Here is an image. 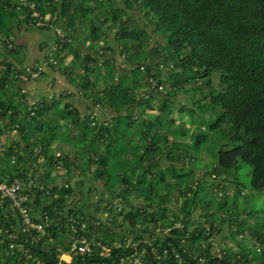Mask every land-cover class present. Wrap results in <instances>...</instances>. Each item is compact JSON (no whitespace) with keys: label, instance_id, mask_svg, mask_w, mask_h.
Wrapping results in <instances>:
<instances>
[{"label":"trees","instance_id":"1","mask_svg":"<svg viewBox=\"0 0 264 264\" xmlns=\"http://www.w3.org/2000/svg\"><path fill=\"white\" fill-rule=\"evenodd\" d=\"M25 29L57 33L42 59L28 62ZM44 60L42 75L61 69L74 88L29 104L20 75ZM186 91L193 105L176 106ZM173 109L193 126L175 124ZM244 163L250 188L264 189V0H0V182L32 178L28 209L45 224L24 230L0 200V264H264V207H242ZM85 193L116 197L106 217L88 219ZM82 235L84 254L72 250Z\"/></svg>","mask_w":264,"mask_h":264},{"label":"rangeland","instance_id":"2","mask_svg":"<svg viewBox=\"0 0 264 264\" xmlns=\"http://www.w3.org/2000/svg\"><path fill=\"white\" fill-rule=\"evenodd\" d=\"M138 14V19L140 17V20H141V17H143L141 14L137 13ZM136 14V15H137ZM56 30H60V28H56ZM26 31V32H25ZM28 31H33V35H29L30 32H27V29H25L23 32H21V34L19 35V40H23V37H31V40L33 36H35L34 34H36L37 32H39L41 34V36L43 37H57V33H55V31H49L48 33L46 32H42V31H37V30H28ZM35 39V38H34ZM162 40L161 36L158 35V34H154L153 36V39L151 40L150 44H149V47H152L154 45H156L157 41L156 40ZM111 42L114 43V39H111ZM54 45V44H52ZM51 46V45H50ZM49 47V46H48ZM47 47V48H48ZM80 47L81 48H85L83 43L81 42L80 44ZM29 53V52H28ZM69 57L72 58V55H68L67 58L65 59V65L68 64L69 62ZM116 57L120 60L121 57L116 54ZM28 60H29V57H28ZM54 70L56 71V74L54 76V84L55 86H58L59 84V78H66V75L64 74V72H62L61 69H57V68H54ZM164 72L167 71L166 68H164L163 70ZM44 77H48V74L46 73L44 75ZM214 80H215V83L218 85V77L217 76H214L213 77ZM156 82H154L155 84ZM169 86V82L164 80V83L162 85L159 86V91H157V94L155 95L156 96V99L153 101L154 103V106L155 108L154 109H150L151 111H156L158 112V101L159 99L162 97V93H165L166 90H167V87ZM51 87V86H50ZM54 87V86H53ZM27 89V91L29 90L27 87H25ZM67 87H65L64 89H66ZM61 88H59L60 90ZM73 89V88H71ZM45 90V89H44ZM47 90V89H46ZM46 92V91H45ZM58 90H55L53 91L52 93L55 94V96L58 97ZM29 93V91H28ZM47 93H50V88L49 90H47ZM190 91H186V92H181L179 93L175 99H176V103L175 105L177 106L178 104L179 105H182L183 103H187L189 106H192L193 105V99H191V95H190V98H187L188 95H189ZM46 95H49V94H46ZM31 96V93H29V98ZM35 100L40 98V96H37V95H33L32 96ZM74 100L76 98V100L78 101V105L82 106L83 103L86 102V98H82L81 96H79L78 94L74 93ZM87 103V102H86ZM178 105V106H179ZM86 108V107H85ZM102 111V112H109V109L108 108H102V107H99L97 108V111ZM172 114L175 116L176 118V121H175V124H179V122H182L185 121L186 122V125L187 126H190L192 127L194 122L190 121V119L192 118V115L189 113V112H184V113H180L178 110L176 109H173L172 111ZM197 116H195V120ZM215 115H213V119H215ZM205 128V127H203ZM201 129V128H199ZM206 129V128H205ZM204 129V130H205ZM15 130V129H14ZM10 130L8 133L9 135L7 136H4V142L5 143H8L10 140H13L15 137H17V130ZM8 137V139H7ZM7 139V140H6ZM72 146H68V148H71ZM58 154V153H57ZM201 160L203 162H209L210 160V156L208 154L207 151H204L201 153ZM40 168H43V167H39ZM251 165L249 164H246L244 163L243 166H242V173H241V177L243 179H245L247 185H246V190L248 192V195L246 197V202L242 205V207H247L248 209H257V208H261V207H264V189L262 190H254V189H251L250 186H251V179L250 177H247V169H251ZM52 169V170H51ZM199 172H201V170L198 169ZM60 171L57 170H54V168H50L49 169V174H50V178H52L53 176L58 179V175H55L56 173H58ZM76 173H80L78 170L77 171H74V175L71 176V178H69V180L67 181H71V183L74 184L75 181L78 180V174ZM83 177H84V180H85V184H84V187L87 186V183L89 182H92V178L91 176H89L88 174H83ZM67 179V178H66ZM64 179V180H66ZM52 180V179H51ZM57 181V180H56ZM229 191L230 192H233L232 190V186L229 187ZM77 190L79 191V189L77 188ZM78 197H80V202H81V205H80V209L87 215L88 219L91 220V219H94V218H97V217H106L107 215V211H104V206L105 204H110L112 203L113 201L116 200V197L110 195V194H107L104 196V198L101 196V195H88V193H85L84 195H77ZM104 199L103 201H100V199ZM94 217V218H92ZM87 220V223H90L91 221ZM123 232V231H122ZM229 233V228L223 224L222 225V230L221 232H219L218 234L215 235V238H216V242L218 244V242L220 243V245H224L226 244L227 241L230 242V239L226 237V235ZM129 241H132L133 238H134V234H132L131 232H129ZM253 241H251V243H253ZM219 247V246H218ZM220 248V247H219ZM220 254H222L221 252H219ZM62 258L65 259V260H70L71 256L70 254H63L62 255Z\"/></svg>","mask_w":264,"mask_h":264},{"label":"built area","instance_id":"3","mask_svg":"<svg viewBox=\"0 0 264 264\" xmlns=\"http://www.w3.org/2000/svg\"><path fill=\"white\" fill-rule=\"evenodd\" d=\"M41 23L42 21H38V24ZM58 33L61 36H64V31L61 29L58 30ZM49 61L56 62V60H53L52 58H50ZM47 63L48 61L44 60L37 65H27L26 72L30 73V75L28 76L27 74L22 73L20 77L23 79L36 78L41 74ZM31 103H34V101L32 100ZM33 183L34 181L32 178L25 180L23 177H15L13 180L8 182H0V200L3 201L5 199H9L12 206L19 210L24 230L30 231L32 229H36L37 231L44 233L45 224L32 218L27 205L29 194L26 192V188L31 186ZM72 250L81 254L89 252L91 250V245L87 237L84 235L75 237L72 243ZM135 261L137 262L138 259Z\"/></svg>","mask_w":264,"mask_h":264},{"label":"crops","instance_id":"4","mask_svg":"<svg viewBox=\"0 0 264 264\" xmlns=\"http://www.w3.org/2000/svg\"><path fill=\"white\" fill-rule=\"evenodd\" d=\"M27 32H30L29 35H33V33H32L33 31L27 30ZM34 35L35 36L32 37L33 40H31V37H23V40H22V42L26 44L28 52H29V53H27L28 57H29L28 62H33L34 60L42 59L43 55H45L44 53H45L47 48H44V50H43L41 47V44L44 46L47 43L48 46H50V45L54 44V42L56 40L55 37H43V36H41V34L39 32H37ZM69 59H71V58L69 57ZM46 73L48 74V77H44V75ZM55 74H56V71L53 68H50V67L46 68L44 74L41 77H39L36 80H31V81L27 82V88L29 89V91L32 94L40 96V97H43V96L50 97L52 95V92L55 90H59V88H61V89L65 88V87L74 88L72 86V84L70 83V81L68 80L67 76H66V78H59V84H58V86H55V84H54ZM49 88H50V93H47V90H49ZM46 94H49V95H46ZM77 103H78V101L76 100V104ZM80 107H81V109H86L85 103H83L82 106H80ZM8 132H6V133H4V135H2L3 140L5 139L4 136L9 135ZM7 139H8V137H7ZM36 177L38 178V180L41 183H51L52 182L49 179V177L47 176L45 168H40L39 170H37ZM63 179H66V178L63 177Z\"/></svg>","mask_w":264,"mask_h":264},{"label":"clouds","instance_id":"5","mask_svg":"<svg viewBox=\"0 0 264 264\" xmlns=\"http://www.w3.org/2000/svg\"><path fill=\"white\" fill-rule=\"evenodd\" d=\"M42 73V72H41ZM42 76V74H40L39 76H37L36 78H28V79H23L22 78V80H21V82H20V84H22V86H23V90H25V91H27V89L25 88V87H27V82H29V81H31V80H36V79H38L39 77H41ZM29 91V90H28ZM27 91V92H28ZM29 93H31L30 91H29ZM29 93H28V97H27V101H28V103L29 104H33V103H31V101L33 100L34 102L37 100H35L32 96L34 95V94H32L31 93V96H30V98H29ZM3 182H7V181H3Z\"/></svg>","mask_w":264,"mask_h":264}]
</instances>
